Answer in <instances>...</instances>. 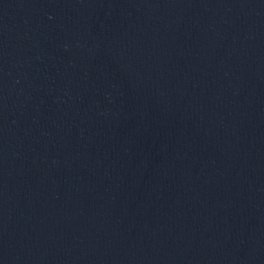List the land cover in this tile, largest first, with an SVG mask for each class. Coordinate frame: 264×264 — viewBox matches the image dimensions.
<instances>
[{"label":"water","instance_id":"water-1","mask_svg":"<svg viewBox=\"0 0 264 264\" xmlns=\"http://www.w3.org/2000/svg\"><path fill=\"white\" fill-rule=\"evenodd\" d=\"M0 264H264V0H0Z\"/></svg>","mask_w":264,"mask_h":264}]
</instances>
